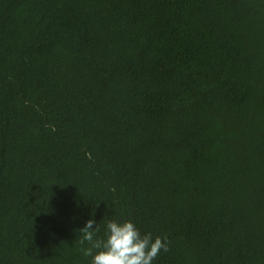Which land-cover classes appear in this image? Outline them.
<instances>
[{
	"label": "trees",
	"instance_id": "obj_1",
	"mask_svg": "<svg viewBox=\"0 0 264 264\" xmlns=\"http://www.w3.org/2000/svg\"><path fill=\"white\" fill-rule=\"evenodd\" d=\"M264 264V0H0V264Z\"/></svg>",
	"mask_w": 264,
	"mask_h": 264
},
{
	"label": "clouds",
	"instance_id": "obj_2",
	"mask_svg": "<svg viewBox=\"0 0 264 264\" xmlns=\"http://www.w3.org/2000/svg\"><path fill=\"white\" fill-rule=\"evenodd\" d=\"M93 225V220L87 221L80 240L82 245L85 242L90 245L83 249V255L92 258L91 264H153L161 251H168L166 238H153L151 232L141 235L130 220L122 223L109 220L105 239L94 238L99 227Z\"/></svg>",
	"mask_w": 264,
	"mask_h": 264
}]
</instances>
